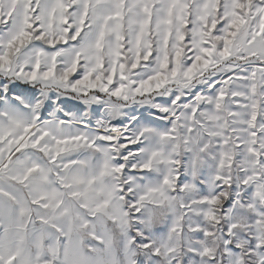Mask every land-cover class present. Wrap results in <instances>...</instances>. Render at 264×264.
<instances>
[{
  "label": "snow or ice",
  "instance_id": "obj_1",
  "mask_svg": "<svg viewBox=\"0 0 264 264\" xmlns=\"http://www.w3.org/2000/svg\"><path fill=\"white\" fill-rule=\"evenodd\" d=\"M0 264H264V0H0Z\"/></svg>",
  "mask_w": 264,
  "mask_h": 264
}]
</instances>
